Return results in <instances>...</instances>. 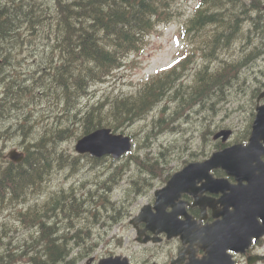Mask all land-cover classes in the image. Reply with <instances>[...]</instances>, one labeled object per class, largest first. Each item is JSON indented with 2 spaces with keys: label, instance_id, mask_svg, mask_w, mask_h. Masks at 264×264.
Segmentation results:
<instances>
[{
  "label": "trees",
  "instance_id": "16d2710c",
  "mask_svg": "<svg viewBox=\"0 0 264 264\" xmlns=\"http://www.w3.org/2000/svg\"><path fill=\"white\" fill-rule=\"evenodd\" d=\"M40 1H12L8 6L0 7V122L5 125L2 138L15 141L26 153L23 162L14 163L4 159L0 150V200L6 203L17 201L25 205L32 196L46 194L28 204L25 210L18 211L17 217L33 228L31 242L27 241L22 251H13L6 243L0 242V248L4 249L0 255L5 256L4 259L0 258L3 264H11L17 256L25 255L29 264H73L74 260L67 259L71 250L69 243H83L84 236L79 232L69 233L67 229L62 235H55L56 223L72 224L77 220V225L85 235V225H94L109 208L120 209L111 201L105 203L108 195L105 191L112 187L113 180L96 175L97 171L94 172L93 168L89 170L93 177L96 175L93 179L85 178L81 184L69 188H51L53 176L57 172L64 170L68 164L74 166L78 162V158L61 149V143L98 126L109 125L115 130H123L132 125L162 100L191 60L188 58L180 66L162 73L154 83L142 84L135 95L124 99L105 95L95 99L90 96L92 85L117 68L131 52L141 50L145 34L157 22L166 20L165 11L169 0ZM232 1L201 0L196 17L191 20L197 38L203 39L204 43L211 40V54H207V49L203 51L208 61L213 62L218 56L222 36L220 30L225 31L226 26L238 20L237 16L244 14V11L238 10L236 13V10L228 7ZM261 3L262 0H251L254 9L260 8ZM38 7L39 10H36ZM37 13L41 16L38 14L37 17ZM245 17L249 19L251 15L246 14ZM245 17H242L243 21ZM261 19L264 20V10L257 11L251 19V30L264 32ZM209 25H215L216 32L205 37V28ZM35 32H38V36ZM27 40L31 42L27 43ZM262 52L260 49L254 51L243 63L251 62ZM238 71L236 62L223 60L213 69H210L209 64L203 66L197 73L192 89L186 90L187 98L186 94L182 96V111L205 101L209 96L224 99L228 93L226 86L232 83L231 79ZM49 88L53 89L52 93L47 90ZM81 99L87 101L82 102ZM44 101L49 108L56 106L58 109L57 113H50V122L45 121L50 118L46 113L31 108ZM88 159L92 165L104 161L103 158L89 155ZM5 195L10 196L6 198Z\"/></svg>",
  "mask_w": 264,
  "mask_h": 264
},
{
  "label": "rangeland",
  "instance_id": "374dc122",
  "mask_svg": "<svg viewBox=\"0 0 264 264\" xmlns=\"http://www.w3.org/2000/svg\"><path fill=\"white\" fill-rule=\"evenodd\" d=\"M16 1L18 3L25 2V0ZM181 1L179 8L181 16L178 22L171 26H162L159 28V30L150 37V44L145 52L137 57L128 59L126 65L110 78L108 82L94 86L92 89L93 96H101L104 93L125 95L133 92L144 78L154 74L161 67L173 61L177 55L182 54L184 44L178 32L179 22L185 20L192 14V9L196 1ZM9 2L10 1H6L4 5L8 6ZM248 3L249 0H247L246 4ZM245 24L249 25V22ZM195 66L196 64H193V67ZM235 78L237 79H234L231 84L226 86V91L231 90L228 94L227 101L223 100L219 103H214L216 102V98L214 97L208 98L207 102L200 101L198 105L202 106L196 107L193 110L191 113L192 117L189 120L184 117L176 121L170 120V116L174 115V108L169 109L167 101L164 100L162 104L154 107L153 111H151L146 118L129 126L128 131H138V138L142 142H145L141 148L142 152L153 151L156 156L166 147L172 148V153L177 152L178 149L185 150L186 148L197 150L201 142V131L207 126H210L211 129H215L221 124H231L237 131L244 130L243 132H245L254 117L252 112L255 113L256 99L253 97V90L258 85L262 86L264 80V54L258 60H253L249 64L242 66ZM41 111H43V109ZM45 112L47 116H50L49 108H46ZM51 120L52 117L50 116V118L45 121L50 122ZM11 142L12 140L0 139V149L6 152ZM60 147L68 153L73 152L74 140H66ZM133 149L135 150V147ZM139 150L140 146L137 145L135 154L138 155L140 153ZM182 154L183 153H178V157H181ZM168 157L169 155L167 158ZM130 160L133 159H128L127 161ZM81 162L83 164L79 165V170L69 178L65 171L56 173L53 176L50 185L51 188L57 186L58 182L63 181L69 184L70 182H77L85 177L92 179L96 175H99V173H97L94 177L90 176V162L85 159H81ZM117 164L118 163H110V161H108L106 166L112 169ZM131 166L133 165L131 164ZM131 173L132 171H126L121 178L127 179ZM127 187L128 185L123 184V186H120L122 190H115L116 187L112 186L106 194L108 193L109 197L113 196V200L120 197V201H128L130 199L128 198ZM134 195V193H131L130 196ZM141 201V197H138L129 202L128 205H131V211L136 204ZM21 205L22 204L18 202L12 203L7 207H3L0 204L1 239L5 243L11 242L10 247L14 251L22 250L25 241L29 238L28 229L22 225L15 216L16 211ZM4 230H8V235L6 237L2 236ZM115 231L128 232L123 228ZM115 231L112 233H115ZM15 264H26V260H17Z\"/></svg>",
  "mask_w": 264,
  "mask_h": 264
},
{
  "label": "water",
  "instance_id": "95a60500",
  "mask_svg": "<svg viewBox=\"0 0 264 264\" xmlns=\"http://www.w3.org/2000/svg\"><path fill=\"white\" fill-rule=\"evenodd\" d=\"M223 135L224 140L227 138V132H219L215 137ZM264 141V105L258 107V113L253 125V131L250 138V143L245 147L242 145H235L233 147L226 148L222 151L216 152L213 156L203 164H194L184 170V173L179 176H175L167 185V187L160 191L158 195L164 193L173 194L179 189H185L186 186L194 179L189 176V172H197L196 174H202L203 172L209 173L212 168L223 167L228 173L235 174L237 178L242 180L240 174L242 168L251 166L252 161L257 158L260 153H264V148L261 146V141ZM130 148L128 138L122 135L112 134L110 129H98L82 139L77 144V149L81 152L89 151L94 155L101 156L106 153H112L114 156H119ZM263 168V167H262ZM195 174V175H196ZM251 187L245 190L242 185H234L231 187L228 183L221 184V189H230L231 192L225 195L223 203L226 205L224 208V216L226 218L222 220L220 225L217 226L218 230H226L232 234L233 226L230 224V217L236 212L246 214L247 210H250L255 215L261 213L264 209V190L259 186H264V181L255 179L250 172L249 177ZM245 193L249 195L248 199H245ZM236 208L235 211H229V207ZM252 208V209H251ZM161 209H159V212ZM233 220H236V225L242 227V216L238 213L235 214ZM252 225V224H251ZM250 227V225H249ZM243 228L240 233H242ZM239 232L237 231V234ZM236 234V232L234 233ZM236 239L238 243L246 239L245 236L239 234ZM228 241L226 238L224 242Z\"/></svg>",
  "mask_w": 264,
  "mask_h": 264
},
{
  "label": "flooded vegetation",
  "instance_id": "af4514ba",
  "mask_svg": "<svg viewBox=\"0 0 264 264\" xmlns=\"http://www.w3.org/2000/svg\"><path fill=\"white\" fill-rule=\"evenodd\" d=\"M218 171L219 172L217 174H220V175L224 174L223 171L221 170H218ZM209 195L213 196L214 198H219L221 194L220 193H210ZM197 214H199V212H197ZM211 218H213V213H212V210L208 209L205 221H208ZM177 252L178 250L173 251L164 242L158 243V244H150L148 247L142 250L141 255L139 257V263L140 264H143V263L156 264L155 262H153V259L156 258L161 262V264H177V260L180 258L179 253ZM183 261H184L183 264H185L187 259L184 258Z\"/></svg>",
  "mask_w": 264,
  "mask_h": 264
},
{
  "label": "bare ground",
  "instance_id": "6f19581e",
  "mask_svg": "<svg viewBox=\"0 0 264 264\" xmlns=\"http://www.w3.org/2000/svg\"><path fill=\"white\" fill-rule=\"evenodd\" d=\"M41 1H42V0H41ZM41 1H40V2H41ZM47 1H48V0H47ZM16 2H17V1H16ZM10 3H11V1H10ZM12 3H13V2H12ZM36 3H37V2H36ZM36 3H35V4H36ZM31 4H32V3H31ZM41 4H42V3H41ZM14 5L16 6V4H14ZM14 5H12V6H14ZM33 5H34V4H33ZM36 5H37V4H36ZM44 6H45V5H44ZM10 7H11V6H10ZM39 7H41V6H39ZM39 7H38V9H36V10H39ZM7 8H8V7H7ZM7 8H5V9H7ZM28 8H29V7H28ZM41 8H43V7H41ZM19 9H20V8H19ZM19 9H18V11H19ZM29 9H30V8H29ZM43 9H44V8H43ZM43 9H42V10H43ZM45 9H46V7H45ZM20 10H21V9H20ZM23 10H24V9H23ZM26 10H27V9H26ZM32 10H33V9H32ZM3 11H4V10H3ZM8 11H9V10H8ZM10 11H11V10H10ZM14 11H15V10H14ZM34 11H35V10H34ZM12 12H13V11H12ZM12 12H11V13H12ZM15 12H16V11H15ZM22 12H23V11H22ZM40 12H41V11H40ZM9 13H10V12H9ZM29 13H30V12H29ZM33 13H35V12H33ZM18 14H19V13H18ZM25 14H26V13H25ZM27 14H28V12H27ZM38 14H39V13H37V17H38ZM41 14H42V12H41ZM1 15H2V14H1ZM19 15H20V14H19ZM22 15H24V14H22ZM28 15H29V14H28ZM28 15H27V16H28ZM30 15H31V14H30ZM39 15H40V14H39ZM40 16H41V15H40ZM42 16H43V15H42ZM5 17H6V16H5ZM7 17H8V15H7ZM9 17H10V16H9ZM9 17H8V18H9ZM20 17H21V16H20ZM28 17H29V16H28ZM37 17H36V19H37ZM13 18L15 19V17H13ZM29 18H30V17H29ZM44 18H45V17H44ZM32 19H33V18H32ZM38 19H39V18H38ZM9 20H10V19H9ZM11 20H13V19H11ZM11 20H10V21H11ZM22 20H23V19H22ZM27 20H28V19H27ZM29 20H30V19H29ZM17 21H18V20H17ZM24 22H25V21H24ZM22 23H23V22H22ZM34 23H35V22H34ZM39 23H40V22H39ZM45 23H46V21H45ZM45 23H44V25H45ZM22 25H23V24H21V26H22ZM27 25H28V24H27ZM30 25H32V23H31ZM35 25H36V24H35ZM35 25H34V26H35ZM38 25L40 26V24H38ZM17 26H19V25H17ZM34 26H33V27H34ZM42 26H43V24H42ZM23 27H24V26H23ZM45 27H46V25H45ZM3 28H4V27H3ZM41 28H42V27H41ZM19 29H20V28H19ZM24 29H26V28H24ZM27 29H28V28H27ZM30 29H31V28H30ZM33 29H34V28H33ZM37 29H38V28H37ZM42 29H43V28H42ZM34 30H35V29H34ZM25 31H26V30H25ZM28 31H29V29H28ZM32 31H33V30H32ZM0 32H1V31H0ZM30 32H31V31H30ZM9 33H10V32H9ZM28 33H29V32H28ZM33 33H34V32H33ZM35 33H36V32H35ZM43 33H44V32H43ZM1 34H2V33H1ZM3 35H4V34H3ZM9 35H10V34H9ZM34 35H35V34H34ZM42 35H43V34H42ZM7 36H8V35H7ZM7 36H6V37H7ZM23 36H25V35H23ZM28 36H29V35H28ZM36 36H38V32L36 33ZM8 38H10V37H8ZM15 38H16V37H15ZM17 38H18V37H17ZM28 38H29V37H28ZM38 38H39V37H38ZM2 39H3V38H2ZM6 39H7V38H6ZM12 39H13V37H12ZM21 39H22V36H21ZM23 39H24V38H23ZM24 40H26V39H24ZM30 40H31V39H30ZM30 40H29V41H30ZM4 41H5V40H4ZM14 41H15V40H14ZM16 41H17V39H16ZM29 41L27 40V43H28ZM33 41H34V40H33ZM6 42H7V41H6ZM9 42H10V41H9ZM11 42H12V41H11ZM30 42H31V41H30ZM36 42H37V38H36ZM2 43H3V42H2ZM17 43H18V41H17ZM7 44L9 45V43H7ZM13 44H15V43H13ZM19 44H20V43H19ZM4 45H5V44H4ZM10 45H11V44H10ZM21 45H22V43H21ZM26 46H27V45H26ZM44 46H45V45H44ZM11 47H12V46H11ZM15 47H16V46H15ZM17 47H18V45H17ZM24 47H25V46H24ZM24 47H23V48H24ZM2 49H3V48H2ZM24 49H25V48H24ZM16 50H17V49H16ZM3 51H4V50H3ZM14 52H15V51H14ZM0 54H1V53H0ZM13 54H14V53H13ZM5 56H6V54H5ZM7 56H8V55H7ZM40 57H41V56H40ZM2 58H3V57H2ZM5 58H6V57H5ZM3 59H4V58H3ZM6 59H8V57H7ZM12 59H13V56H12ZM10 60H11V58H10ZM5 61H6V60H5ZM15 61H17V60H15ZM2 62H3V61H2ZM6 65H8V64H6ZM11 66H12V65H11ZM16 66H17V65H16ZM9 67H10V66H9ZM17 68H18V67H17ZM8 70H9V69H8ZM18 70H19V69H18ZM9 71H10V70H9ZM11 71H12V70H11ZM20 71H21V70H20ZM15 72H16V71H15ZM16 73H18V72H16ZM8 74H9V73H8ZM9 75H11V74H9ZM22 75H23V74H22ZM8 77H9V76H8ZM49 86H50V87H53L51 84H50ZM47 90L51 91V93H52V91H53V89H51V88H49V89H47ZM54 91H55V90H54ZM60 91H61V90H60ZM56 95H57V94H56ZM56 95H55V96H56ZM50 96H51V95H50ZM57 96H58V95H57ZM49 98H51V97H49ZM58 98H59V97H58ZM67 100H69V99H67ZM11 102H13V101H11ZM78 102H79V100H78ZM1 103H2V102H1ZM7 103H8V102H7ZM5 104H6V103H3V105H5ZM13 104H15V103H13ZM7 105H8V104H7ZM8 106H9V105H8ZM8 106H7V107H8ZM1 107H2V106H1ZM1 110H2V109H1ZM6 111H7V110H6ZM8 111H9V110H8ZM10 111H11V110H10ZM1 114H2V111H1ZM5 115H6V113H5ZM5 115H4V116H5ZM7 115H8V114H7ZM135 116H136V115H134V117H135ZM1 118H2V117H1ZM5 118H6V117H5ZM45 143H46V142H45ZM40 144H41V143H40ZM37 145H38V144H37ZM28 146H29V143H28ZM32 146H33V145H32ZM39 146H40V145H39ZM26 147H27V146H26ZM36 148H37V147H36ZM32 149H33V148H32ZM35 151H36V150H35ZM30 170H32V169H30ZM32 171H33V170H32ZM29 172H30V171H29ZM35 172H36V171H35ZM30 173H31V172H30ZM30 173H29L28 175H30ZM33 174H34V172H33ZM22 175H23V174H22ZM39 175H40V174H39ZM32 176H33V175H32ZM25 177H26V176H25ZM22 178H23V177H22ZM22 178H21V179H22ZM34 179H35V176H34ZM27 180H28V179H27ZM21 181H22V180H21ZM21 181H20V182H21ZM23 181H24V180H23ZM28 181H29V180H28ZM34 181H36V180H34ZM18 183H19V182H18ZM18 183H17V184H18ZM25 183H26V182H25ZM27 183H28V182H27ZM17 184H16V185H17ZM23 184H24V183H23ZM28 184H29V183H28ZM30 184H31V183H30ZM26 185H27V184H26ZM14 186H15V185H14ZM14 186H13V189L15 190L16 187L14 188ZM18 187H19V186H18ZM18 187H17V188H18ZM27 187H28V185H27ZM104 187H105V185L103 186V189H104ZM0 188H1V187H0ZM111 188H112V187H111ZM111 188H110V189H111ZM22 189H23V188H22ZM26 189H27V188H26ZM110 189H108V190H110ZM108 190H107V191H108ZM9 191H11V190H9ZM104 191H105V190H104ZM107 191H105V192H107ZM6 192H8V191H6ZM18 192H19V191H18ZM18 192H17V193H18ZM21 192H23V191H21ZM19 193H20V192H19ZM19 193H18V194H19ZM13 194H14V193H13ZM15 194H16V193H15ZM0 195H1V194H0ZM10 195H11V194H10ZM10 195H9V196H10ZM7 196H8V195H7ZM9 196H8V197H9ZM13 196H14V195H13ZM5 197H6V195H5ZM8 197H6V198H8ZM15 197H16V196H15ZM3 198H4V197H3ZM13 199H14V198H13ZM45 213H47V212H45ZM43 215H44V214H43Z\"/></svg>",
  "mask_w": 264,
  "mask_h": 264
}]
</instances>
